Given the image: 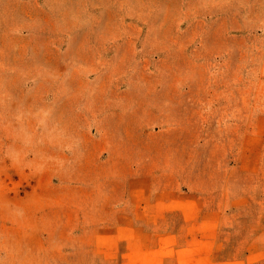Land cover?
I'll return each instance as SVG.
<instances>
[{
  "label": "rangeland",
  "instance_id": "rangeland-1",
  "mask_svg": "<svg viewBox=\"0 0 264 264\" xmlns=\"http://www.w3.org/2000/svg\"><path fill=\"white\" fill-rule=\"evenodd\" d=\"M0 264H264V0H0Z\"/></svg>",
  "mask_w": 264,
  "mask_h": 264
}]
</instances>
